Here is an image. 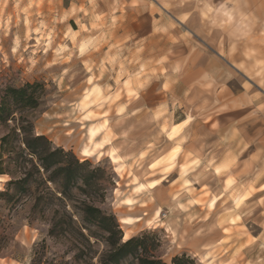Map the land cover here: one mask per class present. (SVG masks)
Returning <instances> with one entry per match:
<instances>
[{"label":"crops","instance_id":"0c3cea01","mask_svg":"<svg viewBox=\"0 0 264 264\" xmlns=\"http://www.w3.org/2000/svg\"><path fill=\"white\" fill-rule=\"evenodd\" d=\"M71 3L78 8L72 33L79 58L123 62L132 47L134 61L154 63L149 83H126L124 94L136 97L108 118L132 153L123 163L142 174L135 196H147L152 216L171 217L169 232L177 240L160 227L176 249L201 264L205 252L211 264H264V97L236 64L245 61L238 47L254 45L257 31L264 33V0ZM173 127L179 130L168 137ZM110 150L103 155L110 160L120 154ZM128 199L120 201L136 203ZM146 215L134 217L146 225L152 218ZM219 245L232 257L211 255Z\"/></svg>","mask_w":264,"mask_h":264},{"label":"rangeland","instance_id":"374dc122","mask_svg":"<svg viewBox=\"0 0 264 264\" xmlns=\"http://www.w3.org/2000/svg\"><path fill=\"white\" fill-rule=\"evenodd\" d=\"M71 1L0 0V103L4 102L0 113V167L4 172L0 174L4 179L0 191L8 188L7 195H0V264H98L99 257L108 250L107 243L114 241L118 233L108 220L87 221L83 211L86 205L98 208L104 216H113L122 240L145 232L155 233L160 241L149 235L148 251H154L166 264H171L176 255H185L194 260L193 264H201L173 246L158 222L163 213H159L155 223L148 221L146 225L141 221L124 226L119 221L121 216L133 217L142 211L147 212L146 219L150 218L153 207L145 194L135 196L140 189L136 178L142 174L130 170L132 163L120 162L119 174L112 159L103 156L112 145L118 148L123 160L132 154L124 146V132L116 131L108 118L113 121L114 113L122 110L123 102L136 97L124 94L126 83L129 87L149 83L148 75L154 71L151 66L154 63L134 61L132 47H128L132 57L123 62L79 58L75 55L72 33L77 27L78 8ZM251 41L254 45L238 47L239 53L230 54L244 57L245 61L236 64L248 83L264 97V33L257 31ZM84 47L81 42L79 50ZM229 49L234 51L233 47ZM89 76L101 87L102 95L86 110H78L75 106L88 86ZM26 84L32 85L27 94L33 93L38 98L36 107L12 101L7 92ZM16 124L25 126L32 136L43 135L48 141L32 143V146L63 149L67 156L62 159L60 155L53 156L49 159L52 163L75 159L84 163L73 168L77 174L74 183L67 188L63 186L62 173L55 172L57 165L48 170L42 168L41 161L25 148L23 131L16 129L19 133H13L12 129L19 127ZM8 134L10 137L1 147V138ZM85 144L97 148L106 146V150H101L99 156L82 157L79 148ZM156 164L158 161L148 167ZM125 167H128L125 171L128 176L123 174ZM25 173L28 180L21 181ZM10 179L20 181L7 186ZM130 195L136 198V203L134 199L130 202L134 205L117 202L123 198L124 203ZM141 201L147 207L139 206ZM170 218L167 216L165 221ZM125 229L128 230L126 239ZM228 249L219 245L211 255H223L227 251L231 258ZM120 264L138 262L129 257Z\"/></svg>","mask_w":264,"mask_h":264},{"label":"trees","instance_id":"16d2710c","mask_svg":"<svg viewBox=\"0 0 264 264\" xmlns=\"http://www.w3.org/2000/svg\"><path fill=\"white\" fill-rule=\"evenodd\" d=\"M32 85L26 84L23 88L20 89H8L7 92L11 94V100L15 101L17 103H20L22 106H28V107H36L37 106V97H34L33 93L27 94V90L31 88ZM4 102L0 103V113L3 110ZM14 117V116H13ZM12 117V120H15ZM2 119H5L6 117H1ZM17 127H14L12 129L13 133H19L20 131H23L25 134V137L23 138L25 148L30 152L32 156H34L37 160L41 161V166L44 170L50 169L53 165H57V168L55 169L57 173H62V179H63V186L67 188L70 184L74 183V180L77 176V174L74 173V167L82 166L84 165L83 162H79L77 159H75L73 162H67V161H57L55 163H52L49 161L53 156H61L66 157L67 154L64 153L63 149L56 148V149H49V147L46 148H36L34 145L32 146V143L36 142H48L46 138L43 135H36L32 136L29 133V130L26 131L25 126L16 124ZM16 129H18L19 132H16ZM10 135H5L1 138V147H3L4 143L8 140ZM61 162V165H60ZM1 165V163H0ZM35 167V166H34ZM4 173L3 170L0 167V174ZM28 173H25V177L21 179V181H27L28 180ZM20 180L17 179H10L7 182V186L12 184L19 183ZM8 194V188H6L4 191H0V195H7ZM84 214L85 218L89 222H95L100 223L104 220L110 221L111 224H113V227L116 229V232L118 233V237L114 239V241H109L107 243L108 250L105 251L98 259V264H120L121 261L126 260L127 258H132L138 262V264H166L165 262L160 259V257L156 254H154V251L149 252L148 246L146 243V239L149 235L152 236L154 240L159 242V237L153 232H145L142 233L136 237H130L126 240H122V234L120 229L118 228V224L115 223L113 216H104L102 215V212L92 205H86L84 208ZM83 235V233H81ZM84 236V235H83ZM82 249H80L81 251ZM195 263L193 259H190L189 257H186L185 255L181 256H173L171 259V264H193Z\"/></svg>","mask_w":264,"mask_h":264},{"label":"bare ground","instance_id":"6f19581e","mask_svg":"<svg viewBox=\"0 0 264 264\" xmlns=\"http://www.w3.org/2000/svg\"><path fill=\"white\" fill-rule=\"evenodd\" d=\"M87 83H88L87 84L88 86L85 88L86 89L85 92L83 93L82 97L80 98V100L77 102V104L75 106V107L78 108V110H82V111L84 109L86 110L88 108V105H90L91 103H93L96 99L100 98L101 95H102L101 87L99 85H97L93 81V79H92L91 76H89L87 78ZM118 111H120V110H118ZM178 130H179L178 127H173L172 128V132H169V131L166 130L167 131V136L168 137H171L172 133L177 132ZM95 148H97V147H92L90 144H85L84 146H82V147L79 148V154L82 157H85V153H87V155L88 154H93V153L96 152ZM113 149H114V152H117L118 153V148L116 146H114ZM99 155H100V153H97L96 156H99ZM111 159H112L111 161H112L114 167L117 169L118 173L121 174L120 162H123V156L120 155V154L117 157H115V155H111ZM3 180L4 179L0 175V185H1V183H2ZM141 186L144 187L145 189H150V184L148 182H141ZM117 194H120V193L118 192ZM117 202L118 203L119 202L121 203L120 199L119 200L117 199ZM157 216L158 215H157V211H156L154 213V216H152V218L150 219L151 222H153L152 220L157 219ZM168 220H166V221H160V220H158L159 224L162 225L166 229L167 232H169V225H168V222H167ZM119 221L124 226H127V225H130V224H133V223L138 222L134 216L133 217H131V216H121V217H119ZM154 223H153V225H154ZM127 232H128V230L125 229V231H124V238L125 239L127 237ZM170 234H171L170 235L171 236L170 239L172 241L177 240L176 237H175V233L172 232ZM177 243L180 244L179 243V240L177 241ZM207 258H208L207 252H205L202 255V259H201L203 261L202 262L203 264H211V262L208 261Z\"/></svg>","mask_w":264,"mask_h":264},{"label":"snow or ice","instance_id":"6c2138e0","mask_svg":"<svg viewBox=\"0 0 264 264\" xmlns=\"http://www.w3.org/2000/svg\"><path fill=\"white\" fill-rule=\"evenodd\" d=\"M82 51H83V49H81ZM177 151H179L178 149H177ZM85 155H87V153H85ZM219 171V170H218Z\"/></svg>","mask_w":264,"mask_h":264}]
</instances>
